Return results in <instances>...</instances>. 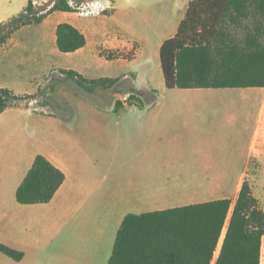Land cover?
<instances>
[{"label": "crops", "instance_id": "0c3cea01", "mask_svg": "<svg viewBox=\"0 0 264 264\" xmlns=\"http://www.w3.org/2000/svg\"><path fill=\"white\" fill-rule=\"evenodd\" d=\"M28 1L0 0V23L23 11ZM99 1L106 7L100 13L56 10L13 31L0 46V87L39 98L53 77L66 76L62 70L86 79L132 75L136 91L155 97L132 105L147 112L140 141H108L111 149L102 155L85 147L76 117L105 109L100 95L92 99L95 90L55 86L50 94H59L60 106L43 102L33 110L21 101L5 108L0 113V244L22 256L14 259L0 250V264H107L126 214L221 198L234 202L244 180L262 208L264 87L166 88L163 76L158 86L148 81L138 87L135 68L111 76L106 64L113 60L134 62L145 48L159 58L190 0ZM61 22L79 29L86 44L60 52L55 29ZM122 50L133 51L128 58H106ZM122 102L119 110L128 106ZM38 154L59 168L64 180L49 201L21 204L16 189Z\"/></svg>", "mask_w": 264, "mask_h": 264}, {"label": "trees", "instance_id": "16d2710c", "mask_svg": "<svg viewBox=\"0 0 264 264\" xmlns=\"http://www.w3.org/2000/svg\"><path fill=\"white\" fill-rule=\"evenodd\" d=\"M56 10L73 11L68 0H53L51 9L39 14L29 0L23 11L0 23V46L20 26L39 23ZM237 27L243 29L241 36ZM55 36L60 52L86 44L85 35L66 22L57 24ZM119 56L117 51L106 54L111 60ZM159 62L166 88L264 87V0H190L176 34L162 43ZM61 72L87 92L113 87L120 79H86L72 70ZM135 92L131 89L124 102L140 107L144 103L133 102ZM33 97L0 87V113ZM122 105V100H115L114 111ZM63 180L64 173L38 154L16 189V200L47 202ZM263 235L264 211L244 180L234 202L221 198L126 214L107 264H260ZM0 250L14 259L22 256L2 244Z\"/></svg>", "mask_w": 264, "mask_h": 264}, {"label": "rangeland", "instance_id": "374dc122", "mask_svg": "<svg viewBox=\"0 0 264 264\" xmlns=\"http://www.w3.org/2000/svg\"><path fill=\"white\" fill-rule=\"evenodd\" d=\"M74 16L79 15L74 14ZM235 32H237V35L241 36L243 33L242 27H237ZM132 51L133 50H131V52L123 50L122 52L120 51L123 54L121 59L126 57L128 58V55L130 56ZM106 65L110 68L111 76L128 74L132 68H135L138 72V87L145 86L148 81H150L154 86H158L160 83H163L159 58L156 57L148 48L143 49L134 62L113 60L108 62ZM55 86L58 89L62 87L69 90L80 91L82 89L71 78L67 76L62 77L58 74L53 77L47 86L39 93L38 99H40V104L47 102L54 108L61 105L59 94H50L53 92L52 89ZM131 89H134L132 75H129L125 79L120 78L113 87L107 89H95V94L92 99L96 101L98 99V95H100V105H102L105 109H103L99 114L91 115L83 113L76 117V129L83 141H85V147L89 151L95 153V155L106 154L107 150L109 148L111 149L108 141H140L142 124L147 117L146 110L138 107L123 106L117 113L113 111L115 100L119 99L125 101L127 98L125 96L126 92ZM97 91H99V94ZM139 94L142 99L139 97ZM134 95L135 98L133 99V102L137 105H139V101L146 103L150 102L154 98V94L151 92L145 93L144 91H137ZM109 100H111V110L107 109V106L110 104ZM229 180L233 182L235 179ZM262 208L264 209V198ZM217 254L218 253H215V257ZM260 264H264V236L261 244Z\"/></svg>", "mask_w": 264, "mask_h": 264}, {"label": "built area", "instance_id": "2783aa9c", "mask_svg": "<svg viewBox=\"0 0 264 264\" xmlns=\"http://www.w3.org/2000/svg\"><path fill=\"white\" fill-rule=\"evenodd\" d=\"M31 4L32 6L39 8V11H38L39 14H43L51 9L53 2H46V1L43 2L41 0H31ZM68 4L72 8L73 10L72 12H75L79 15L96 14L106 9V7L103 6L99 0H68ZM118 53H120V56H122L121 52H118ZM24 102L26 103L27 107L30 109H33V110L39 109V99L37 97L26 99L24 100ZM225 225L222 229L218 245L224 235Z\"/></svg>", "mask_w": 264, "mask_h": 264}]
</instances>
